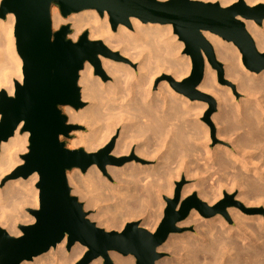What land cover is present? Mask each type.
I'll list each match as a JSON object with an SVG mask.
<instances>
[{
    "label": "bare ground",
    "instance_id": "obj_1",
    "mask_svg": "<svg viewBox=\"0 0 264 264\" xmlns=\"http://www.w3.org/2000/svg\"><path fill=\"white\" fill-rule=\"evenodd\" d=\"M236 1L238 0L219 2L222 6H229ZM244 1L251 6L264 2ZM1 2L2 0L0 4ZM52 19L55 30L71 25L73 41H77L88 31L90 40L103 41L109 49L120 51V56L124 60L128 59L130 64H139L135 70L131 65L101 57L103 72L112 79V82H104L101 77L93 75V65L87 63L80 74L79 85L83 86L82 99L91 102V106L81 112H76L72 107L64 108L71 123H84L89 129V134L77 135V139L71 143L74 147L84 148L88 153L99 152L109 144L120 128L121 137L115 143L113 155L134 156V161L123 167H106L108 174L118 182L116 186L106 183L97 165L89 168L86 176H81L77 169L68 174L75 187L73 193L82 196V200H87L86 209L95 208L99 203L106 205L101 208V213H97V216L99 214V217L105 218L98 226L106 230L121 231L127 222L143 217L142 226L153 232L162 217L161 210L165 207L163 200L173 195V180L181 177L179 172L183 165L179 164L184 163L189 159L187 155L192 154L202 156L201 160H204L208 169L206 173L219 175L213 187L204 182L192 186L199 190L198 196L203 202L214 206L221 200L224 190L233 192L237 188L241 190L239 199H252L256 205L261 203L260 199H264V72L260 76L242 73L241 55L233 43H227L211 32L204 33L217 58L225 64L226 78L230 83L237 84L238 92L246 93L248 100L242 105L232 104L231 88H218L215 73L207 63L198 90L216 100L219 114L214 117V121L221 126L218 138L232 143L235 151L221 146L211 150L207 143L187 147L184 142L181 143L182 146L178 142L181 150L177 147L178 153L174 151L173 154L170 150L173 152L176 148H172L175 137L181 140L184 134L181 135V131L176 133L174 125L177 124L172 123L185 116V113L199 111L205 105L190 104L187 98L172 90L167 82L160 85L157 92L151 90L161 73H172L180 81L191 71L190 59L185 55L179 57L184 46L176 42L172 26L144 24L131 18L130 27L120 25L116 32H112L108 16L105 14L101 20L95 10L63 18L54 9ZM243 21L251 37L256 40L259 51L264 52V30H260L254 21ZM131 27L132 30L129 29ZM14 29L13 14L8 15L5 20L0 19V92L5 89L10 96L14 94L16 83L23 81V64L16 51ZM104 94H107V102L102 104L100 101ZM21 130L22 125L8 142L1 145L0 184L23 164L21 156L28 151L30 135ZM169 147L173 150H169ZM163 150H169V154L166 152L163 156ZM154 159H163L164 162L160 160L163 167L143 165L144 160ZM175 162L179 163L177 173L172 168ZM188 174L186 176L191 177ZM213 177L210 178L214 179ZM229 179L231 184L227 182ZM38 181L39 176L34 174L28 179L9 181L5 187L0 188V227L12 236H21L20 226L35 221L25 210L39 207V190L36 188ZM192 192L191 187L190 190H185L183 198ZM229 214L236 220V228L228 226L220 216L205 218L199 211L192 210L188 218L179 224H198V231L194 235H171L159 250L174 253L175 258L171 263L160 260L157 264H264L263 220L245 218L233 208L229 210ZM66 246L67 239L48 253L36 257L33 262L25 261L22 264H77L87 252V248L79 243L70 251H66ZM110 258L115 264H135L133 258L122 257L116 252H111ZM103 263L104 259L99 258L91 264Z\"/></svg>",
    "mask_w": 264,
    "mask_h": 264
},
{
    "label": "water",
    "instance_id": "obj_2",
    "mask_svg": "<svg viewBox=\"0 0 264 264\" xmlns=\"http://www.w3.org/2000/svg\"><path fill=\"white\" fill-rule=\"evenodd\" d=\"M58 7L63 18L88 10L109 16L111 29L131 26V18L144 24L171 25L179 41L184 43L183 55L192 62L190 75L183 81L167 77L171 87L191 100L207 101L215 110V101L198 90L204 77L206 60L223 76V65L217 61L212 45L205 38L211 32L233 43L242 54L245 67L255 73L264 71L261 53L243 20L261 26L264 23V4L249 6L244 0L223 7L220 3L197 0H2L0 19L15 16L16 50L22 60V83L17 82L13 96L0 92V151L22 125V133H29L28 152L21 156L19 165L9 179H28L39 176V207L27 209L35 221L21 225L22 235L15 237L0 227V264H22L48 253L67 239V250L75 244L87 248L77 264H91L99 258L104 264H114L111 252L123 257H134L135 264H157L164 255L159 249L173 234L183 233L178 224L185 221L192 210L205 218L225 214L234 203L225 200L209 207L197 196L180 204V191L174 199H167L164 216L155 232L128 223L122 231H106L88 218L84 204L72 193L68 174L80 169L86 174L97 165L103 173L107 166H123L128 159L112 155L115 139L97 153L67 148L62 137L79 129L68 124L63 107L80 110V74L90 63L95 75L106 80L101 57L124 59L111 51L102 41L89 39L85 31L78 39L69 38L71 25L53 29L52 9Z\"/></svg>",
    "mask_w": 264,
    "mask_h": 264
},
{
    "label": "rangeland",
    "instance_id": "obj_3",
    "mask_svg": "<svg viewBox=\"0 0 264 264\" xmlns=\"http://www.w3.org/2000/svg\"><path fill=\"white\" fill-rule=\"evenodd\" d=\"M160 1H162V0H160ZM166 1H168V0H166ZM197 1H200V0H197ZM220 0H217L216 2H208V3H220L221 4V2H219ZM239 1V0H238ZM238 1H236V2H238ZM202 2H205V1H202ZM236 2H234V3H236ZM246 2V1H245ZM207 3V2H206ZM233 3V4H234ZM247 3V2H246ZM259 4H264V2H260V3H258L257 5H259ZM232 5V4H231ZM247 5H249L248 3H247ZM222 6V5H221ZM230 6V5H229ZM249 6H251V5H249ZM254 6H256V5H254ZM223 7H228V6H223ZM54 9H56L59 13H60V11H59V9H58V7H53V9H52V11L54 10ZM96 13H97V11H96ZM106 15H107V13H105ZM97 15H98V17H99V19H103L102 17H100V15L97 13ZM108 16V15H107ZM108 18H109V16H108ZM245 23V22H244ZM255 23V22H254ZM256 24V23H255ZM109 25H110V22H109ZM256 26L258 27V28H260V30H264V23L261 25V26H259L258 24H256ZM72 28V27H71ZM128 28V27H127ZM173 28V27H172ZM54 29V28H53ZM60 29V28H59ZM59 29H57V30H59ZM110 29H111V25H110ZM129 29H131L132 30V27L131 28H129ZM55 30V29H54ZM57 30H55V31H57ZM111 31L112 32H114L112 29H111ZM72 34H73V30H72ZM71 34V35H72ZM71 35L69 36V38L70 39H72L71 38ZM176 42L177 43H182L181 41H179V38H178V36L176 35ZM222 39V38H221ZM223 40V39H222ZM77 41H78V39H77ZM225 41V40H224ZM254 41H255V43H256V40L254 39ZM103 42V41H102ZM225 42H227V41H225ZM228 43V42H227ZM183 44V46H184V43H182ZM234 45V44H233ZM235 46V45H234ZM15 47H16V39H15ZM185 47V46H184ZM184 47H183V49L180 51V56L179 57H181L182 58V56H184L183 55V51H184ZM236 47V46H235ZM237 48V47H236ZM238 49V48H237ZM111 50V49H110ZM259 50V49H258ZM17 51V50H16ZM111 51H113V50H111ZM238 51H239V49H238ZM113 52H115V53H118L119 55H120V51H113ZM216 53V52H215ZM239 53H240V51H239ZM261 53H264V52H261ZM18 54V53H17ZM240 55H241V72L242 73H250V74H254V75H256V76H260V75H262L263 74V72L264 71H262V72H260V73H255V72H251V71H249L246 67H245V65L243 64V60H242V54L240 53ZM185 57H188L189 59H190V57L189 56H186L185 55ZM216 57H217V55H216ZM107 59H110V60H113L114 62H119V63H125V64H128V65H131V67L133 68V69H135V70H137L138 69V67H139V64L138 63H134V64H130V62H129V60L127 59H122V60H115V59H111V58H107ZM190 61H191V59H190ZM217 61L218 62H220L222 65H223V76H222V78L220 77V74H219V72H218V70L217 69H215V68H213L212 66H211V64H209V62L206 60V63L207 64H209V66H210V68L212 69V71L215 73V78H216V85L218 86V88L220 87V88H222V87H227V88H231V90H232V92H230V97H232V99L233 100H231V101H233V103L232 104H234V105H242V104H244V102H246L247 100H248V95H246V93L244 94L243 92L241 93V92H238V90H237V84H232V83H230L231 81L230 80H228L227 78H226V73H225V64H224V62H222V61H220L218 58H217ZM206 67V66H205ZM93 70H94V76H97V77H101V76H99V75H95V69H94V67H93ZM191 70H192V62H191ZM190 73H191V71H190ZM190 73H189V75H190ZM23 74V73H22ZM205 74V73H204ZM188 75V76H189ZM106 76V80H104L102 77H101V79L104 81V82H112V79H110L107 75H105ZM187 76V77H188ZM167 77H172L174 80H176L175 78H174V76H173V74L172 73H161V75H159L158 77H157V79H156V81H155V83H154V86H153V88L151 89L152 90V92H157L158 90H159V86L160 85H162L164 82H167L168 84H169V86H170V88L172 89V90H174L172 87H171V84H170V82L167 80ZM187 77H185V78H183L182 80H180V81H183L184 79H186ZM204 78V77H203ZM264 80V79H263ZM177 81V80H176ZM80 87H81V94H82V89H83V86L82 85H79ZM5 90V89H4ZM15 91V90H14ZM175 91V90H174ZM176 92V91H175ZM201 92V91H200ZM8 93V92H7ZM178 93V92H177ZM203 93V92H202ZM180 94V93H179ZM204 94H206V93H204ZM105 95V96H104ZM103 96H102V101H100L102 104H103V102L104 103H106L107 102V94H104ZM181 95H183L185 98H187L191 103L190 104H195V103H197V104H200L201 106H203V105H205V106H203L204 107V110H203V107H202V109H200L199 111L198 110H192L191 112L192 113H185L184 115L185 116H182V117H179V119H177V120H175V122L174 123H172V124H177V125H174L175 127H174V131H176V133L177 132H179L180 133V131H181V135H183L184 134V138H186V139H182V138H180L179 136V138L181 139V140H177V137H175V142L173 141V143L175 144H173L172 145V148L174 149L175 148V146H176V148L173 150L171 147H169V150H170V148L173 150V152L170 150V153H173V154H175V153H178V151H177V147H178V150H181L180 149V147L182 146V142H184L185 144H186V146L187 147H189V146H194V145H204V144H206L207 143V146H208V148L209 149H211V150H214L216 147H219V146H221V147H223V148H228V149H230V150H232L233 152L235 151L233 148H232V146L233 145H231L232 143H230L229 141H226V140H221L220 138H218V129H220L221 128V126H218L217 125V123L214 121V117H216V115H218L219 114V108H218V104H217V102H216V100L211 96V95H209V94H207V95H209V96H211L212 98H213V100L215 101V104H216V106H215V110H212V108H211V105L207 102V101H203V100H198V99H196V100H191L190 98H188L187 96H185L184 94H181ZM13 96V95H12ZM101 100V99H100ZM81 101L84 103V107L82 108V109H80V110H78L79 112H81V111H85L86 109H88L89 108V106H91V102H87V101H85V100H83V99H81ZM100 102H99V104H100ZM102 104H100V105H102ZM197 104H195V105H197ZM203 104V105H202ZM194 105V106H195ZM64 108H66V107H63L62 108V110H63V113L67 116V118H68V124L69 125H72V126H77V127H79V129H77V130H74V131H72L71 133H70V137L69 138H64V137H62V141H65L66 142V144H67V148H69V149H71V150H79V149H83L84 151H85V149L84 148H76V147H74L71 143H72V141L73 140H75V139H77V135L78 134H89V129H88V126L87 125H85L84 123L83 124H80V123H71L70 122V116H69V114H67L66 113V111L64 110ZM74 109V108H73ZM75 110V109H74ZM65 111V112H64ZM76 112H78L77 110H75ZM197 111V112H196ZM201 113V115H199ZM189 115V116H188ZM182 118V119H181ZM185 122H183V121ZM190 120V121H189ZM179 121V122H178ZM183 122V123H182ZM188 123V124H187ZM195 124V125H194ZM203 125V126H202ZM177 126V127H176ZM193 126H195L194 128H193ZM202 127V128H201ZM207 127V128H206ZM176 128H177V130H176ZM184 128V129H183ZM180 129V130H179ZM208 130V131H207ZM185 131H187V132H185ZM201 131V132H200ZM191 132V133H190ZM121 133H122V129H120V128H118L117 129V131H116V133L113 135V137H112V139H115V143H117V141L120 139V137H121ZM183 133V134H182ZM188 133V134H187ZM193 133V134H192ZM196 133V134H195ZM202 133H203V135H202ZM187 135V136H186ZM190 135H192V136H190ZM200 135H202V136H200ZM208 135V136H207ZM196 136V137H195ZM204 136V137H203ZM182 137V136H181ZM192 137V138H191ZM195 138V139H194ZM197 138V139H196ZM205 141H204V140ZM112 141V140H111ZM110 141V142H111ZM198 141H200V142H198ZM109 142V143H110ZM178 142H179V144L181 145V146H179V144H178ZM210 142V143H209ZM182 143V144H181ZM177 144H178V146H177ZM185 144H184V146H185ZM109 145V144H108ZM107 145V146H108ZM116 145V144H115ZM28 147H29V144H28ZM27 147V148H28ZM115 148V147H114ZM28 150V149H27ZM114 150V149H113ZM169 150H167L166 152H168V154H169ZM164 151V154H163V156L166 154V152H165V150H163ZM162 151V152H163ZM174 151H175V153H174ZM177 151V152H176ZM28 152V151H27ZM26 152V153H27ZM86 152V151H85ZM88 153V152H87ZM93 153H97V152H93ZM0 154H1V152H0ZM235 154H237L236 152H235ZM112 155H113V152H112ZM171 155V154H170ZM186 154H183V156H185ZM238 155V154H237ZM114 156V155H113ZM188 157L187 158H189L191 161H189V159H186L185 161H183L184 163H182V162H180V164L179 165H183L182 167L184 168V169H182V167H181V170H180V174H181V177L179 178V179H174L173 180V187H174V191H173V195H172V197L170 196V197H167V199H174V196H175V192L177 191V190H179L180 191V204H182L184 201H186L187 199H189V198H191V197H193L194 195L195 196H197V198H199V190L198 189H195L194 187H192V186H194V185H198V184H200V183H202V182H204V184L205 185H211V187H213L212 185H214V182H216V180L218 179L217 178V176L219 177V175H212L211 173V176H210V174L209 173H206V171L208 170L207 169V167H205V163H204V160L202 159L201 160V157L200 156H198V154H195V155H187ZM189 156H191V157H189ZM197 156V157H196ZM239 156V155H238ZM115 158H118V159H123V158H126V159H128V161L123 165V166H125L126 164H128V163H130V162H132V161H134V156H132V155H128V156H121V157H116V156H114ZM161 157V156H160ZM193 158V159H192ZM198 159V160H197ZM161 160V159H160ZM160 160H157V159H154V160H144L143 161V165H145V166H150V167H156L157 165H159L160 167H161V165H162V167H163V163L162 162H160ZM161 161H163V159L161 160ZM202 161V162H201ZM164 162V161H163ZM176 162H178V161H176ZM175 162V163H176ZM182 163V164H181ZM190 163V164H189ZM194 163V164H193ZM178 164L176 163V164H173L172 165V168H175L176 169V167H178ZM198 164V165H197ZM204 165V166H203ZM122 166V167H123ZM158 166V167H159ZM189 166V167H188ZM199 166V167H198ZM109 167V166H108ZM107 167V168H108ZM115 167H118V166H115ZM107 168H106V170H105V173H103V171H101L100 169H99V171H100V174H101V177L105 180V181H107L106 183H109L110 185H112V186H116V185H118V182L116 181V180H114L109 174H108V171H107ZM201 168V169H200ZM174 169V170H175ZM177 169H179V168H177ZM176 169V171H174V172H176L177 173V170ZM185 169H187V171L189 172V174H191V177H190V175L187 173V171H185ZM194 169V170H193ZM197 169V171H195ZM198 169H200V171L198 170ZM76 170V169H75ZM78 170V172L80 173V175L81 176H86V174H83L82 173V171L80 170V169H77ZM74 171V170H73ZM72 171V172H73ZM201 171H202V173H201ZM72 172H69V173H72ZM88 172V171H87ZM195 172H197V175H194V174H196ZM193 173V174H192ZM200 173L202 174V176L200 175ZM204 173V174H203ZM186 174H188L189 175V177L188 176H186ZM206 174V175H205ZM9 176L10 175H8V176H6L5 177V179L3 180V183L2 184H0V188L2 189L3 187H5L6 186V183H8L9 181H13V180H11V179H9ZM195 176V177H194ZM197 176V177H196ZM199 176V177H198ZM214 176V177H213ZM194 177V178H193ZM210 177H213L214 179H211ZM220 177H222V175L220 176ZM208 178V179H207ZM210 178V179H209ZM202 179V180H201ZM205 180H206V182H205ZM230 180L231 179H229L227 182H228V184H231L230 183ZM68 181H69V186L71 187V189H72V193H73V191H74V189H75V187H74V185L70 182V179H69V177H68ZM209 185V186H210ZM190 187L193 189V192L192 193H190L188 196H186V198H183V192L185 191V190H190ZM37 188V187H36ZM240 194H241V190L240 189H237V188H235L234 190H233V192H229V191H227V190H224V194H223V196H222V198H221V200L216 204V205H214V206H209L206 202V204H207V206H209V207H215V206H217V205H219V203L220 202H222V201H225V200H231V202H233L234 204L232 205V206H230V207H228V208H226V211H225V214H218V215H216V216H220L222 219H223V221L228 225V226H230L231 228H236V224H237V222H236V220H234V218H232V216L229 214V210H231L232 208H233V210H235V211H237L238 213H239V215H241V216H244L245 218H253V219H256V218H260L261 220H263V222H264V199H260V200H262L261 201V203H257V205H256V202L254 201V200H252V199H249V200H251V201H253V202H251V201H247V199H245L244 201H243V199L244 198H242V199H239L240 198ZM73 195L75 196V197H77L78 199H79V201L81 202V203H83L84 204V208H85V211L88 213V218L92 221V222H94V223H96L97 225H100L101 223H102V221L105 219V218H101V217H99L100 215L98 214V216H97V213H101V211H102V209L106 206V205H104V203L103 204H101V205H99L98 204V206H96L95 208H90V209H86V204H87V200L86 199H81V197L82 196H80L79 194H74L73 193ZM200 199V198H199ZM201 201H203L202 199H200ZM250 203V204H246V203ZM163 203H164V205H165V207H163V211L161 210V214H162V217H161V220H162V218H163V216H164V211H165V209H166V207H167V202H166V199H164L163 200ZM252 203V204H251ZM254 203V204H253ZM102 208V209H101ZM179 208H180V205H179ZM100 211V212H99ZM25 212L28 214V216H30V217H32L28 212H27V209L25 210ZM33 218V217H32ZM212 218H214V217H212ZM100 219H101V221H100ZM161 220L159 221V224H160V222H161ZM143 221H144V218L142 217V218H139V219H135V220H131V221H129V222H127V224L128 223H132V222H138L139 223V225H140V227H142V228H145V227H143L142 226V223H143ZM126 224V225H127ZM159 224L157 225V227L159 226ZM125 225V226H126ZM197 225L198 224H190V225H186V224H184V225H180V224H178V227L179 228H181V229H183V233H181V234H176L175 236H177V235H181V236H184L185 234H196V232L198 231V227H197ZM125 226H124V228H125ZM100 228H102V229H104V230H106V228H103L102 226H99ZM157 227H156V229H157ZM123 228V229H124ZM122 229V230H123ZM145 229H147V228H145ZM156 229L153 231V232H155L156 231ZM121 230V231H122ZM147 230H149L150 231V229H147ZM106 231H120V230H106ZM151 232V231H150ZM74 248V247H73ZM72 248V249H73ZM71 249V250H72ZM66 251H68L67 250V246H66ZM159 252L160 253H162L163 255H164V257L161 259V261H170V262H168V263H171V261H173V259L175 258L174 256L175 255H173L171 252H167V251H161V250H159ZM118 254V253H117ZM120 255V254H119ZM120 256H122V255H120ZM123 257V256H122ZM131 258H133L134 259V257H132V256H130ZM48 258V257H47ZM112 260V259H111ZM113 261V260H112ZM134 261H135V263H136V260L134 259ZM33 262V261H32ZM166 262V263H167ZM114 263V262H113ZM104 264V263H103ZM115 264V263H114Z\"/></svg>",
    "mask_w": 264,
    "mask_h": 264
}]
</instances>
